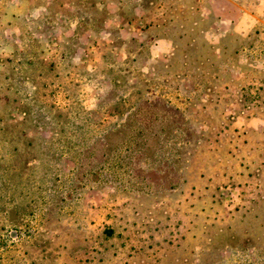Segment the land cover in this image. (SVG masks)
I'll list each match as a JSON object with an SVG mask.
<instances>
[{
	"label": "rangeland",
	"instance_id": "obj_1",
	"mask_svg": "<svg viewBox=\"0 0 264 264\" xmlns=\"http://www.w3.org/2000/svg\"><path fill=\"white\" fill-rule=\"evenodd\" d=\"M0 264H264V0H0Z\"/></svg>",
	"mask_w": 264,
	"mask_h": 264
},
{
	"label": "crops",
	"instance_id": "obj_2",
	"mask_svg": "<svg viewBox=\"0 0 264 264\" xmlns=\"http://www.w3.org/2000/svg\"><path fill=\"white\" fill-rule=\"evenodd\" d=\"M240 9H241V8H240ZM220 17H222L221 13H220ZM216 31H218V30H216Z\"/></svg>",
	"mask_w": 264,
	"mask_h": 264
}]
</instances>
